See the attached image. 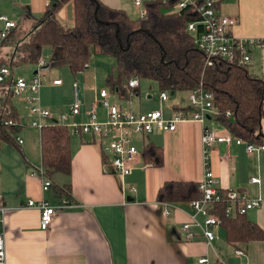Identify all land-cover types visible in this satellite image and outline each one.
<instances>
[{
    "label": "crops",
    "instance_id": "crops-1",
    "mask_svg": "<svg viewBox=\"0 0 264 264\" xmlns=\"http://www.w3.org/2000/svg\"><path fill=\"white\" fill-rule=\"evenodd\" d=\"M49 1L0 0V14L4 13L16 22L0 46L3 53L8 55L12 48H16L21 40L14 43H6V40L18 32L25 31L24 36L27 35ZM101 1L108 6L122 8L132 18L141 15L139 6L133 0ZM217 8L222 14L237 18L233 27L235 35L264 38V0H222ZM57 17L64 25L73 24L72 0L63 3L57 11ZM44 49L48 50L46 58L41 54L39 58H43L44 62L31 64L33 73L41 76L46 70L43 68L68 67L63 62L51 63L52 48L47 45ZM19 65L21 63L12 66ZM111 66L107 70L93 69L86 72L87 63L83 70L75 73L70 70L73 75L81 72L83 75L86 72V75L82 78V86L76 76L74 79L79 87L80 113L74 118L68 116L65 123L69 124L73 119L78 122L87 119L99 90L108 89L104 79ZM249 69L264 79V45L253 49ZM11 76H15L13 70ZM53 79L61 78L51 77L52 87L63 84L62 79L60 83H54ZM40 89V103L48 109L42 85ZM138 90L131 92L127 99L120 98L109 90V100L135 111L154 109H143L140 101L138 106H134L132 96H138ZM71 95L73 102V84ZM13 96L10 102L17 111L12 102ZM0 97H3L2 93ZM19 97L25 101L23 95ZM147 97L151 98L150 95ZM153 99V104L156 101L160 104L158 95ZM122 100H126L128 106H123ZM168 101L169 98L163 103V114L166 117L170 116V106H173ZM187 102L188 100L181 99L174 105H186ZM69 107L70 105L66 106V112ZM97 115L98 120L105 119L106 109L102 105L97 106ZM32 116L33 120L37 119L36 115ZM41 120L42 124L60 122L59 115L53 112ZM19 122L22 127L17 135L22 138L21 151L7 142L0 146V201L9 207L6 213L4 264H198L197 260L202 255L208 257L209 264H264V239L249 240L240 246H233L226 241L222 225H218L214 227L215 237L211 245L200 235L186 240L181 224L190 219L187 201H170V212L166 214L165 206L156 198L157 190L165 180L198 181L202 178V125L199 121H179L174 130H154L137 139L139 146L136 145L141 151L148 141L161 145L162 164L142 165L139 161L122 177L103 170V160L106 158L105 139L100 143L94 135L75 134L69 127L71 170L69 174L55 173L52 181L63 188V184L67 185L70 197L79 205L55 212L47 229L39 226V209L27 204L29 199L39 200L42 197L51 202L56 200L53 188L43 191L40 177L32 174V170L41 165L40 126L33 125L32 122L22 123L20 117ZM213 124L219 134L227 133L217 120ZM262 129L264 130V118ZM210 166L218 179L219 187L245 190L248 197L261 198L260 205L249 209L246 215L264 228V150L249 153L243 142L237 143L233 138L219 141L210 149ZM251 177H257L259 181H251ZM193 229L196 234L199 233L197 227ZM235 247L244 249L245 253L235 254Z\"/></svg>",
    "mask_w": 264,
    "mask_h": 264
},
{
    "label": "trees",
    "instance_id": "trees-1",
    "mask_svg": "<svg viewBox=\"0 0 264 264\" xmlns=\"http://www.w3.org/2000/svg\"><path fill=\"white\" fill-rule=\"evenodd\" d=\"M67 0H50L42 15L13 51L8 64L36 63L44 45L52 48L51 63L63 62L73 72L83 70L91 54L110 55L113 63L105 76V85L120 98H129L137 87H128L132 75L152 79L159 91L191 90L202 85L213 94L216 120L234 138L264 143L258 135L264 118V79L250 71L249 64L220 57L207 64L186 30L188 20L196 15L184 8L174 9V0H143L145 12L130 17L122 8L111 7L101 0H72L74 21L64 25L57 17L58 9ZM222 0H217V6ZM97 5V9H96ZM3 43V42H2ZM2 45V44H1ZM0 45V46H1ZM0 146L13 144L19 151L17 134L22 127L18 112L11 104V92L0 89ZM231 110V117L225 112ZM262 131H264L262 129ZM69 127L64 122L40 126L41 165L52 179L57 172L70 173ZM145 163L162 164L161 145L148 141L143 145ZM65 188L52 183L55 198L68 196ZM67 190V192H66ZM197 181L165 180L158 188L159 201L181 203L198 197ZM225 200L215 204L214 212L221 218L225 239L233 246L249 240L264 239V228L245 213L226 215Z\"/></svg>",
    "mask_w": 264,
    "mask_h": 264
},
{
    "label": "built area",
    "instance_id": "built-area-1",
    "mask_svg": "<svg viewBox=\"0 0 264 264\" xmlns=\"http://www.w3.org/2000/svg\"><path fill=\"white\" fill-rule=\"evenodd\" d=\"M139 6L141 14L145 12L143 0H133ZM174 9L179 11L185 9L196 16L186 23V30L193 38L196 47L202 51L207 64L212 63L213 58L220 57L229 61L237 60L239 63L249 64L252 51L255 47L264 45V38L257 36L240 37L233 33V27L237 18L233 15H225L219 12L217 0H174ZM0 45L7 37L11 28L16 25L15 20L6 14H0ZM39 58L38 63H43ZM12 66L9 64L0 65V89L10 90L12 95L24 96L28 111L36 115L37 119L32 121L33 125H42L41 118L50 116L48 109L40 103V86L42 78L38 73H33L29 78L23 76H11ZM139 76L132 75L127 82L128 87H137L140 83ZM61 79H53L54 83H60ZM187 104L170 106L172 112L166 117L163 114V103L169 98L167 90L158 93L161 104L160 109H149L146 111H135L122 107L120 104L109 100V90L101 88L97 99L91 104L87 119L78 122L73 119L66 125L75 134L90 133L98 138L106 140L104 150L106 158L103 160V170L115 173L122 177L129 173L137 162L142 165L147 163L141 161L142 151L138 149L136 140L141 139L154 130H174L177 122L184 120H197L202 125L201 144L203 157V176L197 181L199 191L198 197L187 201L190 208V219L183 221L181 230L184 239L190 240L200 235L207 244L211 245L215 237L214 227L221 225V218L214 212L215 204L225 200L224 212L226 215L235 211L245 213L249 209L258 207L261 198H250L245 190L218 186V179L210 166V149L219 141L234 139L237 143H245L247 152L252 153L264 150V143L247 141L240 137H233L230 133L219 134L213 122L216 121L217 109L213 105V94L202 85H198L187 91ZM73 102L69 111L59 115L60 122H64L68 116L73 118L80 113L81 99L79 96L78 83H73ZM102 105L106 109L104 120H98L97 106ZM231 110L225 112V117H231ZM19 143L22 138L17 136ZM32 174H37L41 179L42 190L52 187V179L46 174L42 165L35 167ZM251 181H259L257 177H251ZM132 189V186H130ZM163 204L165 213H169L170 201H159ZM29 206H36L40 211L39 226L47 229L52 222L55 212L79 205L68 196H61L51 202L45 198L39 200L29 199ZM8 206L0 201V264H4L6 249V213ZM193 227L199 229L196 234ZM237 255L245 253L244 249L235 247ZM198 264H209L208 257L202 255L197 260Z\"/></svg>",
    "mask_w": 264,
    "mask_h": 264
},
{
    "label": "rangeland",
    "instance_id": "rangeland-1",
    "mask_svg": "<svg viewBox=\"0 0 264 264\" xmlns=\"http://www.w3.org/2000/svg\"><path fill=\"white\" fill-rule=\"evenodd\" d=\"M24 32L25 31L18 32L17 34L11 36L10 39L6 40V43H14L17 40L18 41L22 40L25 37ZM45 46L47 45H44L42 50L44 49ZM14 50L12 48L11 52L8 55L3 53L2 49L0 50V65L4 63H8ZM47 52L48 50L44 49L42 53L45 58H46L45 55L47 54ZM108 56L110 55L94 56V54H91L90 59L88 61V68L85 71L87 72L93 69L102 71L105 68L106 70L109 69L111 66V63L114 61L112 60L113 58H111V56L110 57ZM31 64L32 62H23L21 63V65L17 67L12 66L14 75L15 76L21 75L23 77H29L30 74H32L34 70ZM43 69H46L42 72V75H41L42 76L41 85L43 86V90H44V94H43L44 101L46 102L48 106L49 112L51 110V112H53L55 115H60V113L66 112L67 110L66 106L67 105L69 106L72 103L71 86L74 83L75 76L80 86H82V78L83 76L86 75V72H83L85 75H83L82 72L79 74L73 75V73L70 71L68 67H60V68L59 67L58 68L46 67ZM54 76H58L62 79L63 84L61 86H57L55 88L51 86V82H50L51 77H54ZM139 81L140 83H139L138 96L137 95L132 96V102L134 103V106H138V102L140 101L143 109L153 108V107L154 109H160L161 105L157 101L155 104H153L155 101V99L153 98L157 97L159 93V88L157 86V83L152 79H144V78L143 79L140 78ZM40 93H41V89H40ZM147 95H150L151 98H148ZM168 97H169L168 103L170 105H174L178 103L179 100L181 101V99H183V101L187 100L188 92L187 90H177L173 93L168 92ZM12 102L18 111V114H19L20 119L22 120V123H31L34 117L30 115L27 104L25 103V101H23L22 97L14 95L12 97ZM121 102L123 106H128L126 100H122ZM136 144H138L139 146L138 141L136 142Z\"/></svg>",
    "mask_w": 264,
    "mask_h": 264
},
{
    "label": "water",
    "instance_id": "water-1",
    "mask_svg": "<svg viewBox=\"0 0 264 264\" xmlns=\"http://www.w3.org/2000/svg\"><path fill=\"white\" fill-rule=\"evenodd\" d=\"M96 9H97V5H96ZM258 135L264 137V131H262L261 127L259 128Z\"/></svg>",
    "mask_w": 264,
    "mask_h": 264
}]
</instances>
